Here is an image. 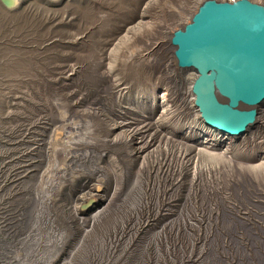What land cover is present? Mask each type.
I'll return each mask as SVG.
<instances>
[{
	"label": "trees",
	"instance_id": "16d2710c",
	"mask_svg": "<svg viewBox=\"0 0 264 264\" xmlns=\"http://www.w3.org/2000/svg\"><path fill=\"white\" fill-rule=\"evenodd\" d=\"M31 1L19 0L16 10ZM35 1L40 5L36 10L35 48L44 59L40 64L43 70L35 74L41 88L32 100H22L28 110L22 108L26 115L19 119L27 124L11 135L16 139L13 155L18 157H10L12 150H0V173L9 172V178L3 179L5 186L27 177L26 168L35 163L32 157L40 153L46 134L52 130L49 103L60 97L70 113H87L108 125L113 155L129 165L139 157L162 154L158 163L141 169L139 204L121 208L98 225L99 234L108 241L131 236L129 247L136 248L150 230L181 210V220L170 228L164 227L159 264L197 263L218 225L216 194L235 207L229 192L235 176L233 161L243 168V163L264 158V104L260 105L256 123L242 133L216 132L196 115L192 95L171 85L166 69L168 56L165 60L142 58L141 45L160 35L189 0H176L172 10L166 9L171 0H156L153 5H148L149 0ZM65 2L71 5L56 11ZM153 9H157L155 15ZM143 12L146 29L136 33L133 25ZM48 57L58 61L52 69L47 65ZM117 69L120 73H116ZM201 140L223 150L225 157L212 160L208 149L195 142ZM27 146L29 150H25ZM246 179L255 200L257 195L264 196V173ZM19 197L17 193L13 195L15 216L22 208Z\"/></svg>",
	"mask_w": 264,
	"mask_h": 264
},
{
	"label": "rangeland",
	"instance_id": "374dc122",
	"mask_svg": "<svg viewBox=\"0 0 264 264\" xmlns=\"http://www.w3.org/2000/svg\"><path fill=\"white\" fill-rule=\"evenodd\" d=\"M149 1L148 5H153L156 0ZM251 1L264 5V0ZM18 3L19 0H0V150L4 152L6 148L5 153L12 150V158L18 156L13 155L16 139L11 135L19 131L22 124H27L19 119L28 110L22 100H32L34 93L40 90L41 82L35 71L42 69L40 64L44 60L41 59L43 53L35 48L38 44L36 10L40 5L33 0L16 10ZM70 5L65 2L56 11ZM174 8L176 0H171L166 9ZM156 11L153 9L152 14ZM145 16L143 12L140 21L133 25L136 33L145 31ZM153 38L141 45L142 58L165 60L168 55L163 51L164 31ZM47 60L51 69L58 63L55 57ZM116 73H120L119 69ZM180 90L192 95L196 115L209 126L195 105L190 87ZM48 116L52 130L46 134L40 153L32 157L35 163L26 168L27 177L5 186L3 179L9 178V172L0 173L2 258L9 254L8 262L4 258L8 264H159L164 227L170 228L181 220V210L157 229L150 230L136 248L129 247L131 236L108 241L97 227L121 208L139 204L141 169L158 163L162 154L142 156L129 165L113 155L108 125L87 113H70L69 106L60 97L49 103ZM3 142L8 144L3 145ZM195 142L208 149L212 160L225 157L223 150L216 149L208 140ZM2 162L0 153V166ZM233 163L235 176L229 192L235 207L216 194L218 225L205 255L194 264H264V196L257 195L255 200V192L246 184L248 176L264 173V158L243 163V168H239L238 161ZM261 183L264 186L263 180ZM16 193L22 208L15 216L13 195Z\"/></svg>",
	"mask_w": 264,
	"mask_h": 264
},
{
	"label": "water",
	"instance_id": "95a60500",
	"mask_svg": "<svg viewBox=\"0 0 264 264\" xmlns=\"http://www.w3.org/2000/svg\"><path fill=\"white\" fill-rule=\"evenodd\" d=\"M176 67L194 72L195 105L209 126L242 133L264 101V5L204 3L173 35Z\"/></svg>",
	"mask_w": 264,
	"mask_h": 264
},
{
	"label": "bare ground",
	"instance_id": "6f19581e",
	"mask_svg": "<svg viewBox=\"0 0 264 264\" xmlns=\"http://www.w3.org/2000/svg\"><path fill=\"white\" fill-rule=\"evenodd\" d=\"M221 1L224 0H189L186 6L179 13L173 16L166 25L164 29V49L167 52L169 59L168 63L166 64V69L168 71L169 81L173 87L179 89H182L184 87H190L192 93L194 94L193 83L196 75L192 71L186 70L185 72L183 70L184 68L176 67V62L174 59L176 45H174L173 35L177 30H183L188 24L193 23V19L198 14L199 9L204 3H219ZM261 104H264V101ZM261 104H259L257 108V115L259 113V108ZM226 134L236 135L234 133Z\"/></svg>",
	"mask_w": 264,
	"mask_h": 264
},
{
	"label": "flooded vegetation",
	"instance_id": "af4514ba",
	"mask_svg": "<svg viewBox=\"0 0 264 264\" xmlns=\"http://www.w3.org/2000/svg\"><path fill=\"white\" fill-rule=\"evenodd\" d=\"M1 254H2V252H0V264H8L7 262H8V258H6V256L7 255H9V254H7L5 257H3L2 258V256H1ZM4 255V254H3ZM10 256V255H9ZM4 258L7 260V262L4 260Z\"/></svg>",
	"mask_w": 264,
	"mask_h": 264
}]
</instances>
